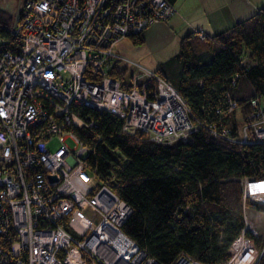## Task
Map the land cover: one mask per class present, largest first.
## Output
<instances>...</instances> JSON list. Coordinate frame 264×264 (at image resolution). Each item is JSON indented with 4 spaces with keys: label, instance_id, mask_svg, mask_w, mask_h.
<instances>
[{
    "label": "built area",
    "instance_id": "2783aa9c",
    "mask_svg": "<svg viewBox=\"0 0 264 264\" xmlns=\"http://www.w3.org/2000/svg\"><path fill=\"white\" fill-rule=\"evenodd\" d=\"M176 10L171 0L21 4L18 21L8 28L21 35L20 49L7 47L0 35V264H161L124 231L133 208L114 190L113 175L89 162L92 148L77 129L99 127L82 109L89 107L121 117L122 132L152 142L189 139L198 126L172 82L132 59H125L124 79L109 72L124 59L116 50L121 40ZM251 103L256 110L238 136L223 123L209 125L212 135L264 142V104L260 97ZM235 107L229 98L228 110ZM56 135L72 137L79 149L65 143L51 149ZM240 182L247 223L246 200L264 204V178ZM243 243L244 230L232 243L233 256ZM263 252L264 246L258 256ZM170 264L207 263L181 251Z\"/></svg>",
    "mask_w": 264,
    "mask_h": 264
},
{
    "label": "trees",
    "instance_id": "16d2710c",
    "mask_svg": "<svg viewBox=\"0 0 264 264\" xmlns=\"http://www.w3.org/2000/svg\"><path fill=\"white\" fill-rule=\"evenodd\" d=\"M14 20L15 13L0 0V35L7 37V47L18 50L21 35L8 31ZM142 33L131 35L135 43L143 42ZM172 61L179 68L171 76L162 67L156 71L191 105L198 127L189 139L152 142L122 132L121 117L83 107L99 123L97 128L77 129L92 148L89 162L113 175L114 190L133 208L124 231L161 264H170L181 251L207 264L231 257V264H264V252L258 256L264 246L261 238L245 228L240 182L245 176L264 178V142L217 139L209 129L223 123L238 136L239 127L256 110L252 98L260 97L264 104V5L231 29L205 32L204 38L199 31L186 34ZM109 72L124 79L127 68L116 63ZM229 98L236 101L231 111ZM246 204L264 211L263 204ZM243 230V246L233 256L232 243Z\"/></svg>",
    "mask_w": 264,
    "mask_h": 264
},
{
    "label": "crops",
    "instance_id": "0c3cea01",
    "mask_svg": "<svg viewBox=\"0 0 264 264\" xmlns=\"http://www.w3.org/2000/svg\"><path fill=\"white\" fill-rule=\"evenodd\" d=\"M176 12L166 20L147 27L143 42L135 43L131 37L118 43L117 52L124 57L118 65L127 68L128 60L141 62L151 68H163L168 77L176 70L172 59L179 53L181 40L186 34L204 31L207 34L231 29L237 21L252 16L264 0H175ZM173 62V63H172ZM172 63V64H171Z\"/></svg>",
    "mask_w": 264,
    "mask_h": 264
},
{
    "label": "rangeland",
    "instance_id": "374dc122",
    "mask_svg": "<svg viewBox=\"0 0 264 264\" xmlns=\"http://www.w3.org/2000/svg\"><path fill=\"white\" fill-rule=\"evenodd\" d=\"M1 5L4 9H6L12 13H15L17 5H18V0H1ZM131 38H133V37H131ZM207 58L208 59L211 58V55ZM171 75H169V76H171ZM65 76H69V74L65 73ZM170 79L173 81L174 77H170ZM62 143H65L66 145H68L73 150H78L80 147L72 137L67 136V137L61 139L57 135L53 137L52 141L49 144V147L51 149H54L55 147L59 146ZM258 179H263V178H258ZM257 203L262 204V202H257ZM246 220H247V223H249V226H247L246 228L249 229L250 231H252L250 229V227L254 228L257 231L256 234L261 238L262 244H264V211H260V210H256V209H250L248 207ZM247 223H246V225H247ZM231 252L233 253V247H231ZM259 253H260V250H259Z\"/></svg>",
    "mask_w": 264,
    "mask_h": 264
},
{
    "label": "water",
    "instance_id": "95a60500",
    "mask_svg": "<svg viewBox=\"0 0 264 264\" xmlns=\"http://www.w3.org/2000/svg\"><path fill=\"white\" fill-rule=\"evenodd\" d=\"M21 1L22 0H18V5H17V8H16V12H15V20H14V23H16L18 21V18H19V15H20V5H21ZM52 177H54V176H52Z\"/></svg>",
    "mask_w": 264,
    "mask_h": 264
},
{
    "label": "flooded vegetation",
    "instance_id": "af4514ba",
    "mask_svg": "<svg viewBox=\"0 0 264 264\" xmlns=\"http://www.w3.org/2000/svg\"><path fill=\"white\" fill-rule=\"evenodd\" d=\"M20 8H21V5H20Z\"/></svg>",
    "mask_w": 264,
    "mask_h": 264
}]
</instances>
